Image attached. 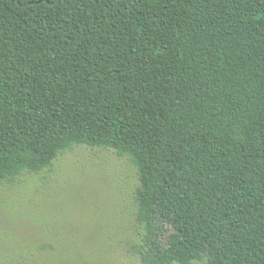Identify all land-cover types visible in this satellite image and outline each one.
I'll list each match as a JSON object with an SVG mask.
<instances>
[{"label": "trees", "instance_id": "trees-1", "mask_svg": "<svg viewBox=\"0 0 264 264\" xmlns=\"http://www.w3.org/2000/svg\"><path fill=\"white\" fill-rule=\"evenodd\" d=\"M76 145L135 166L144 264H264V0H0V184Z\"/></svg>", "mask_w": 264, "mask_h": 264}, {"label": "rangeland", "instance_id": "rangeland-1", "mask_svg": "<svg viewBox=\"0 0 264 264\" xmlns=\"http://www.w3.org/2000/svg\"><path fill=\"white\" fill-rule=\"evenodd\" d=\"M139 182L128 156L88 145L3 182L0 264H144L133 250L145 234Z\"/></svg>", "mask_w": 264, "mask_h": 264}]
</instances>
